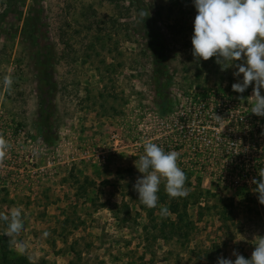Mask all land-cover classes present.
<instances>
[{
	"label": "rangeland",
	"instance_id": "rangeland-1",
	"mask_svg": "<svg viewBox=\"0 0 264 264\" xmlns=\"http://www.w3.org/2000/svg\"><path fill=\"white\" fill-rule=\"evenodd\" d=\"M195 15L193 0H0V134L11 145L0 212L19 207L24 221L11 238L0 221V264L250 257L264 236L251 191L264 117L250 112L251 85L232 90L234 67L194 59ZM148 141L180 153L186 197L162 182L157 207L140 202L135 163Z\"/></svg>",
	"mask_w": 264,
	"mask_h": 264
},
{
	"label": "clouds",
	"instance_id": "clouds-1",
	"mask_svg": "<svg viewBox=\"0 0 264 264\" xmlns=\"http://www.w3.org/2000/svg\"><path fill=\"white\" fill-rule=\"evenodd\" d=\"M193 4L196 9L191 36L194 59L207 61L215 57L222 71L234 67L233 75L239 77L242 74V79L231 85L232 90L242 94L251 85L250 112L264 117V0H193ZM149 15L148 10L142 9L138 20L143 22ZM13 82L11 73L5 75V90L11 89ZM220 118L215 116L217 120ZM142 147L144 154L139 156L135 167L143 175L133 184L140 202L147 208L157 207L162 182L169 198L186 197L189 194L187 176L178 165L180 153L175 150L166 152L151 141L143 143ZM10 148L9 141L0 134V165ZM258 175L259 180H251L256 185L251 191L258 194L259 203L264 205V169ZM168 213V207L161 205V217ZM0 221L6 223L3 235L19 237L24 227L22 209L14 207L10 212H0ZM42 235L47 238L50 233L45 231ZM25 251L26 246L21 244L20 254ZM231 255L235 256L234 260L220 256L216 264H264V236H259L249 258L236 250Z\"/></svg>",
	"mask_w": 264,
	"mask_h": 264
},
{
	"label": "built area",
	"instance_id": "built-area-1",
	"mask_svg": "<svg viewBox=\"0 0 264 264\" xmlns=\"http://www.w3.org/2000/svg\"><path fill=\"white\" fill-rule=\"evenodd\" d=\"M199 103H200V102H199ZM201 105H202V104H201ZM197 111H198V113L194 111L193 115L199 117L200 109H198ZM242 117H243V116H242L241 114H238V119H239V120H241ZM215 121H217V119H216ZM111 137H112V139H114L115 142H118V137L116 136V134H113ZM119 142H120V141H119Z\"/></svg>",
	"mask_w": 264,
	"mask_h": 264
}]
</instances>
